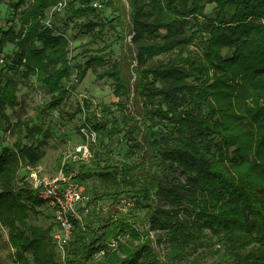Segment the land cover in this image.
<instances>
[{"label":"trees","instance_id":"obj_1","mask_svg":"<svg viewBox=\"0 0 264 264\" xmlns=\"http://www.w3.org/2000/svg\"><path fill=\"white\" fill-rule=\"evenodd\" d=\"M28 1L18 10L19 28L0 30V49L13 43V65L43 85L51 108L67 93L63 80L72 69L70 40L60 22L84 17L74 26L93 31L98 24L89 16L95 9L90 0H66L61 10L52 11L47 26L42 23L45 10L58 0ZM211 1L212 15L203 11ZM114 19L132 35L135 81L131 86L116 59L97 75L113 80L118 100L112 103L127 122L126 153L137 159L113 163L107 150L92 144L88 160L63 165L66 172L75 171V179L93 177L102 187L92 185L87 202L92 206L73 222L60 260L52 238L54 218L46 228L26 224L28 212L44 201L28 178H17L22 161L36 165L38 142L16 139L12 147H0V221L17 259L22 264H190L188 257L212 253L227 264H264V0H128L127 17L119 12ZM102 29L103 24L91 38ZM204 31L203 56L192 57L185 45ZM93 51L99 53L84 59L75 79L85 68L109 62L104 46ZM162 54L169 57L154 58ZM2 65L0 120L7 118L6 107L17 103L16 80ZM235 70L242 89L259 94L253 106L239 111L231 106ZM127 105L137 114L124 110ZM90 106L88 101L78 105L84 112L81 127L103 131ZM24 130L25 135L42 132L36 125ZM119 131L117 124L106 128L111 137ZM96 138L102 142L103 135L96 134L91 143ZM152 159L162 171L152 170ZM122 199H130L132 206L122 209Z\"/></svg>","mask_w":264,"mask_h":264},{"label":"rangeland","instance_id":"obj_2","mask_svg":"<svg viewBox=\"0 0 264 264\" xmlns=\"http://www.w3.org/2000/svg\"><path fill=\"white\" fill-rule=\"evenodd\" d=\"M98 1L102 3V7H95L93 14L89 16L98 24L94 27L93 31H79L74 26V23L83 21L84 17L75 19V21L60 22L62 30L70 40L69 56L72 58V69L70 75L63 80V84L68 88L67 93L58 104L51 108H48L46 105L50 97L43 85L37 82L32 74L27 73L24 67L13 65L11 57L13 54V43L6 42L0 49V55L4 58V62L0 63L6 65V67H2L3 72L16 80L17 99L14 107H6L5 113L7 118L0 120V147H12L13 142L16 139H20L22 142H27L28 140L37 141L40 148L39 159L35 166L32 167L24 161L21 162L17 173V178L21 181H27L28 175L32 170L38 176L56 175L63 160H65V155H74L75 148L85 143V138L80 130L85 121L84 112L78 107L82 101L90 102L89 111L94 109V122L105 126L103 131L94 132L97 136L100 133L103 135L102 142H98L96 138L95 143H87L88 147L90 148L94 144V148L98 147L101 150H107L113 163L119 161L131 162L137 159L135 153L129 157L126 153L128 143L124 137V132L127 130V122L123 120L122 115L124 111L112 103L118 100L114 93L113 80L107 76L100 77L97 75L102 69L109 68L111 61L116 59L121 63L131 86L134 84L133 67L136 65V62L132 59V53L135 52V44L131 41L132 35L129 34L128 29H123L120 25H117L114 19L119 12L124 19L127 17L128 0H113V4L107 2V0ZM16 2L18 0H0V30L7 29L10 26L15 30L19 28L18 10L26 6L29 1L23 0L17 10L14 8ZM116 7L119 8L118 12L115 9ZM214 7L215 2H206L203 11L206 14L212 15ZM62 14L63 11L59 12L57 16L61 17ZM101 24H103L102 32L91 38L92 32L96 33ZM189 31L187 30V34H189ZM206 36L207 32L204 31L201 35L193 37L192 41L185 45L189 55L195 58H202L204 53L203 42ZM103 46L106 54L104 58L109 62L103 65L87 67L83 75L79 79H75L77 68L83 65L84 59L89 54H98L99 52H94L93 50ZM225 51V49L222 50L223 54L228 53ZM168 57L167 54H162L156 55L154 58L166 60ZM233 80L236 81L237 86L234 87L232 92L231 106L236 110H243L248 105L253 106V98L259 100V94L252 91L251 88L247 90L242 89L243 81L238 70H235L233 73ZM158 84L156 82V85ZM106 105H109L108 111L103 110V107ZM124 110L131 112L132 115L137 114V108L134 109L131 105H127ZM114 124L118 125L120 131L114 133L115 135L112 137L108 136L106 128ZM32 125L42 128V132H29L25 135L24 129H28ZM115 136L121 141L117 142ZM70 156L68 157L69 161L73 160ZM151 162L152 170L157 172L162 171L163 166L157 160L152 159ZM169 171V169H164L165 174H168ZM176 175L178 178L182 177L179 170L176 171ZM75 180L86 195L90 193L92 185L102 187L99 180L93 177L85 180ZM108 203V201L104 202L102 213L107 209ZM113 207L118 208V204L113 205ZM51 222H53L52 211L44 202L37 205L33 211H29L26 219L28 226L39 228H46ZM8 233L7 226L3 225L0 221V264H22L14 254L15 250L9 242ZM25 258L31 263V255L29 253H25ZM188 260L190 264H227L226 259L212 253H206L197 259H192V256H190ZM174 264H183V262Z\"/></svg>","mask_w":264,"mask_h":264},{"label":"built area","instance_id":"obj_3","mask_svg":"<svg viewBox=\"0 0 264 264\" xmlns=\"http://www.w3.org/2000/svg\"><path fill=\"white\" fill-rule=\"evenodd\" d=\"M66 3V0H58V2L48 7L45 10V19L43 24L49 26L50 16L52 11L61 10ZM90 4L95 8H101L102 3L98 0H90ZM49 16V18H48ZM3 57L0 55V62ZM98 114V113H97ZM82 135L85 138V143L78 145L75 148L74 155H65L61 167L54 176H38L33 170L28 175L30 187L36 196L44 201L51 209L53 218L56 223V229L52 234L54 249L60 260H64L66 256L65 247L71 236L74 221H81L83 216L87 214L88 209L92 206L87 204L89 201L88 195L81 190L78 182L74 178L75 171L66 172L63 165L69 162V156L73 160L86 161L91 156V150L88 147V142L94 141L95 131L85 127L80 128ZM121 208L126 209L132 206L130 199H122L120 201ZM151 237L153 233L150 232Z\"/></svg>","mask_w":264,"mask_h":264}]
</instances>
